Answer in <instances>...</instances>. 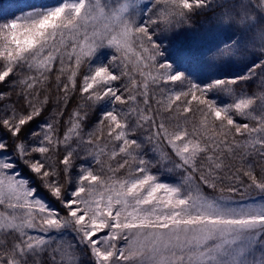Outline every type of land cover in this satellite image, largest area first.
<instances>
[{"label": "snow or ice", "instance_id": "6c2138e0", "mask_svg": "<svg viewBox=\"0 0 264 264\" xmlns=\"http://www.w3.org/2000/svg\"><path fill=\"white\" fill-rule=\"evenodd\" d=\"M0 264H264V0L0 10Z\"/></svg>", "mask_w": 264, "mask_h": 264}, {"label": "rangeland", "instance_id": "374dc122", "mask_svg": "<svg viewBox=\"0 0 264 264\" xmlns=\"http://www.w3.org/2000/svg\"><path fill=\"white\" fill-rule=\"evenodd\" d=\"M19 2V0H3L1 1L0 0V10L14 4V3H17ZM32 3H35V4H52L54 3V0H31ZM27 10V9H25ZM17 15L20 14L19 12L16 13Z\"/></svg>", "mask_w": 264, "mask_h": 264}, {"label": "trees", "instance_id": "16d2710c", "mask_svg": "<svg viewBox=\"0 0 264 264\" xmlns=\"http://www.w3.org/2000/svg\"><path fill=\"white\" fill-rule=\"evenodd\" d=\"M1 1H3V0H1ZM53 82H54V77H53Z\"/></svg>", "mask_w": 264, "mask_h": 264}]
</instances>
